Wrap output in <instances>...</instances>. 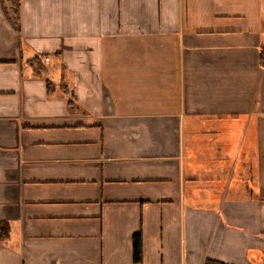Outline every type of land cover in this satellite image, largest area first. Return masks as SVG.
<instances>
[{
  "label": "crops",
  "instance_id": "1",
  "mask_svg": "<svg viewBox=\"0 0 264 264\" xmlns=\"http://www.w3.org/2000/svg\"><path fill=\"white\" fill-rule=\"evenodd\" d=\"M262 55L264 0H0V264H264Z\"/></svg>",
  "mask_w": 264,
  "mask_h": 264
},
{
  "label": "trees",
  "instance_id": "2",
  "mask_svg": "<svg viewBox=\"0 0 264 264\" xmlns=\"http://www.w3.org/2000/svg\"><path fill=\"white\" fill-rule=\"evenodd\" d=\"M264 59V55H262ZM11 234V225L9 222L0 221V246L3 245L9 238ZM134 253L135 260L138 262H143V236L141 233L134 236ZM205 264H225L219 261L207 260Z\"/></svg>",
  "mask_w": 264,
  "mask_h": 264
}]
</instances>
